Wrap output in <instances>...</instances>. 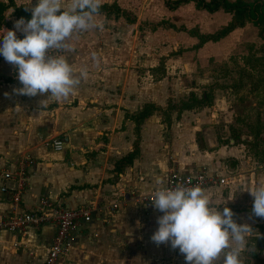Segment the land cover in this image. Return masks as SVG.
Instances as JSON below:
<instances>
[{
	"label": "crops",
	"instance_id": "1",
	"mask_svg": "<svg viewBox=\"0 0 264 264\" xmlns=\"http://www.w3.org/2000/svg\"><path fill=\"white\" fill-rule=\"evenodd\" d=\"M10 1L28 11L37 2ZM70 3L65 0V10ZM104 3L130 12L134 21L101 13L94 18L98 27L74 34L72 51L55 53L66 55L79 78L67 100L15 94L13 89L21 87L15 69L0 57V173L13 170L22 157L32 159L19 208L31 210L42 195L64 207H90V221L71 233L67 251L54 264H186L179 249L151 240L163 213L142 196L171 171L179 177L196 171L227 176L225 184L203 188L204 193L213 207L227 206L238 223L251 226L249 241L255 248L245 254V264H264V218L252 215L249 193L264 185V162H255L231 139L218 140L227 130L218 123L225 100L212 98L209 106L182 110L178 117L171 111L168 127L153 112L139 124L136 156L118 175L113 170L114 162L132 150L131 115L145 103L164 108L168 99L177 102L189 92L198 97L199 87L212 83L209 63L226 61L236 49L260 46L257 29L245 22L192 49L197 39L169 24L210 34L225 26L231 14L196 9L191 1L173 10L163 0ZM4 16L9 27L1 28L12 30L18 19L11 7ZM158 21L164 24L150 27ZM52 138H60L64 148L51 150ZM0 185L8 189L13 181L0 178ZM10 209L7 193L0 191V214ZM53 232L50 224L28 227L17 236L0 230V264H42Z\"/></svg>",
	"mask_w": 264,
	"mask_h": 264
},
{
	"label": "clouds",
	"instance_id": "2",
	"mask_svg": "<svg viewBox=\"0 0 264 264\" xmlns=\"http://www.w3.org/2000/svg\"><path fill=\"white\" fill-rule=\"evenodd\" d=\"M64 5L65 0H37L30 20L21 17L12 30L0 28V56L15 69L21 85L13 89L15 94L61 101L79 84L66 55L55 53L72 51L74 34L98 27L94 18L101 15L102 0H71L67 10ZM17 32L24 38H18ZM156 183L165 185L162 178ZM249 193L252 215L264 218V185ZM151 202L163 213L157 217L158 228L151 240L179 249L186 264H245V254L255 248L249 241L251 226L238 223L229 207H213L200 186L160 187Z\"/></svg>",
	"mask_w": 264,
	"mask_h": 264
},
{
	"label": "trees",
	"instance_id": "3",
	"mask_svg": "<svg viewBox=\"0 0 264 264\" xmlns=\"http://www.w3.org/2000/svg\"><path fill=\"white\" fill-rule=\"evenodd\" d=\"M188 1L193 2L196 9H203L207 12H214L216 10H223L224 12L231 14L230 21L225 25L215 30L210 34H202L198 31L197 27L186 29L182 26L175 28L172 24L168 26L174 29H180L186 32L189 36H193L197 39V42L192 46V49L199 48L206 41H216L219 38L226 35L235 27L242 26L245 22L251 23L257 29V35L262 39V44L260 45L261 49H264V4L261 0H163L165 7L169 10H173L182 3ZM12 8V15L20 19L24 17L26 20L31 19V12L26 10L23 6H15L10 0L3 2L0 0V28L2 26L9 27L8 21L4 16V11L8 8ZM101 13L106 17L111 15L114 18L122 16L126 23H132L134 21V16L128 11L119 8L114 3H104L102 4ZM164 21H158L156 23H151L150 27L155 28L156 26L163 25ZM18 38L23 39V35H17ZM1 57V56H0ZM260 80V79H259ZM264 80V77H262ZM256 81V79H255ZM214 84L211 83L206 86L204 90L201 91L200 95L197 97L193 92H189L188 95L173 102L170 99L167 100L166 106L161 108L154 104L145 103L142 105L140 111L131 115V118L134 122V131L136 133L135 139L132 143V150L125 156L119 158L114 162V173L118 175L122 168L131 163L132 159L137 154V142H138V127L139 124L143 121L144 118L152 114L153 112H158L162 115V122L168 127L170 123L169 113L174 111L176 117L182 110H189L195 107L209 106L211 104V95L212 90L214 89ZM257 88L256 85L252 89ZM252 141H249L248 144L251 148L252 157L256 158L258 161H264V149H258V142L261 139H258V133H253ZM195 140L198 148H202V138L199 133H196ZM220 142H224L220 141ZM226 142V141H225Z\"/></svg>",
	"mask_w": 264,
	"mask_h": 264
},
{
	"label": "built area",
	"instance_id": "4",
	"mask_svg": "<svg viewBox=\"0 0 264 264\" xmlns=\"http://www.w3.org/2000/svg\"><path fill=\"white\" fill-rule=\"evenodd\" d=\"M48 147L51 150L59 151L64 148V145L60 138H52ZM31 164V158L22 157L18 159L13 170H3L0 173V178L3 180L13 181V186L8 189L4 185H0V191L7 193L11 205V209L7 213L0 214V230L17 236L24 235L28 227L37 228L46 224L52 225L54 232L45 251L42 264H54L57 257L67 251L71 233L90 221V207L88 205L64 207L55 203L49 196L42 195L31 210H21L18 204L26 189L27 167ZM226 181H228L227 176L212 175L203 171H196L193 175L184 177H179L171 171L167 175L165 185L152 188L142 198L146 202L152 203L154 190L164 186L169 188L176 185L200 186L203 189L225 184Z\"/></svg>",
	"mask_w": 264,
	"mask_h": 264
},
{
	"label": "rangeland",
	"instance_id": "5",
	"mask_svg": "<svg viewBox=\"0 0 264 264\" xmlns=\"http://www.w3.org/2000/svg\"><path fill=\"white\" fill-rule=\"evenodd\" d=\"M208 67L211 69L208 75L215 85L211 98L225 100V111L222 110L223 117L218 123L227 130L221 132L222 140L218 135V140L231 139L252 157L248 142L252 141L254 132L258 133V139H263L258 142V149H264V49L245 46L243 50H234L226 61L209 63ZM254 85L257 88L252 89Z\"/></svg>",
	"mask_w": 264,
	"mask_h": 264
}]
</instances>
